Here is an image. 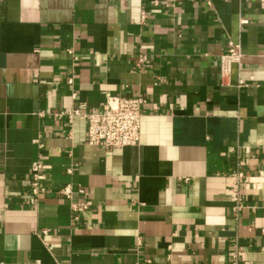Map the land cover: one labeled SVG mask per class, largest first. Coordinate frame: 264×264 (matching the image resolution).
Returning <instances> with one entry per match:
<instances>
[{"label": "crops", "instance_id": "1", "mask_svg": "<svg viewBox=\"0 0 264 264\" xmlns=\"http://www.w3.org/2000/svg\"><path fill=\"white\" fill-rule=\"evenodd\" d=\"M111 96L143 98L137 145L56 117ZM67 184L91 201L76 222ZM235 246L264 264V0H0V264H231Z\"/></svg>", "mask_w": 264, "mask_h": 264}, {"label": "built area", "instance_id": "2", "mask_svg": "<svg viewBox=\"0 0 264 264\" xmlns=\"http://www.w3.org/2000/svg\"><path fill=\"white\" fill-rule=\"evenodd\" d=\"M144 19L145 14H141ZM241 23H243L241 21ZM67 53L72 56L73 60L77 57L71 50ZM241 57V48L239 44L229 42L227 54L221 60V72L227 74L229 65L238 62ZM71 82L70 79L67 80ZM143 98L141 97H119L111 96L105 99V102L98 112L82 113L81 107L72 108L68 111L56 114L57 118L65 117L68 123H72L75 117L83 116L86 123L85 140L89 146H99L105 150L113 148H122L137 145L139 142L140 122L142 117ZM242 167V161L239 162ZM68 173L71 169L67 170ZM231 183V200L233 201L234 211L240 209L239 185L244 180L245 175L240 168L230 175ZM46 173L45 164L41 157L33 161L29 169V193L27 203L31 206H37L39 198L48 193L45 186ZM56 196L65 198L69 201L71 208V218L73 222L79 220L80 216L86 213L91 201L87 197V192L83 188L73 190L70 184L58 188L53 193ZM77 195L78 200H73V196ZM41 235H46L47 231L42 230ZM241 248L235 246L231 252V264H238V257Z\"/></svg>", "mask_w": 264, "mask_h": 264}]
</instances>
